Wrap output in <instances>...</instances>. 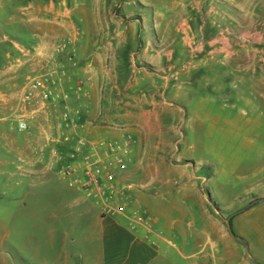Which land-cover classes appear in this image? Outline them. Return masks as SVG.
<instances>
[{"label":"rangeland","instance_id":"rangeland-1","mask_svg":"<svg viewBox=\"0 0 264 264\" xmlns=\"http://www.w3.org/2000/svg\"><path fill=\"white\" fill-rule=\"evenodd\" d=\"M181 9L189 13L197 37L206 28L207 43H221L215 49L224 53L223 59L248 60L239 79L229 69L210 65L182 78L180 85L173 69L187 55L165 61L162 73L136 62L135 56L131 60L136 47L160 57L174 49L168 21ZM57 11L69 17L59 29L51 16ZM199 41L200 36L190 57ZM117 43L118 64L106 55L104 67L117 76L116 102L125 100L128 90L139 96H151L154 89L161 93L155 101L165 107L159 114L165 124L159 126L165 127L166 165L194 171L183 180L201 187L198 195L210 216L226 220L240 211L250 216L238 223L244 232L240 242L247 248L246 264H258L251 251L264 259V0H0V243L5 239L0 251L6 264L53 261L63 249L79 252L84 202L61 175L79 128L70 131L59 122L66 106L83 125L85 115L68 102L84 93L87 82L81 72L92 62L94 44L99 53ZM47 72L62 78L60 100L45 112L22 103V94ZM141 75L150 79L142 81ZM20 119L28 122L26 132L17 130Z\"/></svg>","mask_w":264,"mask_h":264},{"label":"crops","instance_id":"crops-1","mask_svg":"<svg viewBox=\"0 0 264 264\" xmlns=\"http://www.w3.org/2000/svg\"><path fill=\"white\" fill-rule=\"evenodd\" d=\"M96 46H93L91 64L81 72L87 82L84 93L68 103L85 115L83 125L76 134V138L88 144L81 150V155L102 161L114 178L117 189L124 196L129 195L131 202L125 212L115 217H103L97 208L67 186L97 213L80 202L83 210L78 218L85 229L78 235L80 250L77 254L63 249L61 256L55 260L46 258L33 264H246V249L240 242L244 232L238 223H245L250 216L247 213L238 214L237 219H232V232L239 239L235 242L227 234L224 220L206 212L205 203L198 195L201 187L197 189L196 185L183 180V175L192 177L194 171L191 169L187 174V170L165 163L167 149L165 132L162 131L165 127L159 126L165 124L159 120V114L165 111V107L155 101V98H161V93L156 94L158 91L154 89L151 96H139L134 94V90H128L125 100L116 102L117 76L105 72L104 67L106 55L112 56L110 63L118 64L121 47L117 43L104 47L98 53L99 47ZM134 56L136 62L164 72L165 60L159 62L160 56H150L140 47L135 48L131 60ZM219 62L222 68L229 69L232 76L239 79V73L248 60L228 57ZM148 78V75H141L142 81ZM133 84L137 86V83ZM175 101L181 103L180 94L175 93ZM127 137L131 141L125 154L120 155L122 164L104 157V144L118 143L123 147ZM181 142L180 138L179 144ZM70 153H65L64 161L68 163L72 161ZM196 178L200 177L195 175ZM121 200L123 198L119 197L117 204ZM135 214L152 218L154 223L139 225L134 220ZM67 239L75 241L68 236ZM4 255L0 251V264H6ZM251 255L255 262L264 264V259L259 258L257 253L251 251Z\"/></svg>","mask_w":264,"mask_h":264},{"label":"built area","instance_id":"built-area-1","mask_svg":"<svg viewBox=\"0 0 264 264\" xmlns=\"http://www.w3.org/2000/svg\"><path fill=\"white\" fill-rule=\"evenodd\" d=\"M56 73H45L34 78L23 91L22 103L29 104L41 111L48 112L50 107L60 100L57 89H60L61 77ZM56 77V83L53 77ZM61 101L66 102L62 95ZM80 118L64 106L63 114L60 117V124L65 129L76 131L79 128ZM17 130L20 133L28 130V122L20 119L17 122ZM125 145L121 147L118 143L104 144V157L113 158L117 164H122L120 155L125 154L131 139H125ZM88 146L85 140L79 139L73 153L70 154V163H66L62 170V178L67 186L75 191L83 200L91 203L97 208L103 217H115L125 212L131 202L129 195L124 196L114 182V178L107 172L100 160L90 156L81 155V150ZM123 200L118 202V198ZM134 220L137 224H153L154 220L141 214H135Z\"/></svg>","mask_w":264,"mask_h":264},{"label":"bare ground","instance_id":"bare-ground-1","mask_svg":"<svg viewBox=\"0 0 264 264\" xmlns=\"http://www.w3.org/2000/svg\"><path fill=\"white\" fill-rule=\"evenodd\" d=\"M178 6L175 7V10H178ZM212 13V12H211ZM185 15L183 19H179L180 15ZM176 18L168 21L169 25L173 26V29H170V39L172 40L171 46L174 49L169 53L159 57L160 61L165 60L167 63L173 62V56L180 53L182 56L187 55V59L176 61L175 68L173 70L177 71L175 77L176 81H180V79L187 77L188 75H193L197 73L198 70H207L210 65L216 64L222 60L224 53L220 49H215L221 44L218 41H213L207 43L206 36V28L202 30L199 34L201 44L196 50V55L194 57H190L192 47L196 45L197 37L195 32L193 31V27H191V19L189 13L186 9L182 10ZM52 22L54 28L63 27V21L67 20L69 17L65 14H62L60 11L56 13H52ZM189 16V17H187ZM68 17V18H67ZM67 18V19H66ZM177 49H179L177 51ZM213 50V51H212ZM226 54V53H225ZM227 55V54H226ZM183 56V57H185ZM228 58L227 56L225 57ZM183 61V66L179 67ZM219 66L220 62L218 63ZM180 70V71H179Z\"/></svg>","mask_w":264,"mask_h":264},{"label":"water","instance_id":"water-1","mask_svg":"<svg viewBox=\"0 0 264 264\" xmlns=\"http://www.w3.org/2000/svg\"><path fill=\"white\" fill-rule=\"evenodd\" d=\"M255 203H257V202H254V203L251 204V205H254ZM241 213H242V211H240V212H238V213H236V214H232V215H230L226 220H224V225H225V229H226V231H227V234H228L229 237H230L232 240H234L235 242H239V241L235 238V236H234V234H233V232H232L231 221H232V219H233L236 215L241 214ZM245 249H246V257L249 258V257H248V253H247V248L245 247Z\"/></svg>","mask_w":264,"mask_h":264}]
</instances>
